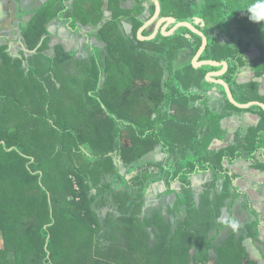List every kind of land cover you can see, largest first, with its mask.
Returning a JSON list of instances; mask_svg holds the SVG:
<instances>
[{"label":"trees","instance_id":"obj_1","mask_svg":"<svg viewBox=\"0 0 264 264\" xmlns=\"http://www.w3.org/2000/svg\"><path fill=\"white\" fill-rule=\"evenodd\" d=\"M66 1L49 0L34 10L28 24L20 19L17 29L25 53L21 48L20 55L11 56L8 46H0V235L4 233L6 244L0 249V264H206L211 250L222 252L219 264H238L231 252L244 251L245 238L258 239L262 224L256 205L235 185L241 175L231 170L241 160L264 172V162L255 158L258 153L264 156V110L235 107L223 86L205 80L207 73L221 67L192 66L202 38L188 28L139 40L138 19L146 3L150 2L151 16L156 10L151 0H136L129 13L136 22L125 19L135 25L133 35L113 16L96 35L103 47H94L91 56L78 57L62 45L54 48V56L45 54L43 37L54 18L72 30L95 27L103 19V0H73L70 9ZM159 2L161 17H174L177 23L202 19L204 26L199 23L197 28L208 38V46L200 60L228 63L219 79L230 86L238 103H264L258 83H238L242 67L250 65L246 53L251 49L258 52L251 63L253 77H264V28L249 22L241 11L260 0ZM146 31L143 35L150 36ZM223 36L229 39L223 42ZM194 88L217 89L229 105L223 104L217 113L215 99L194 93ZM96 111L98 122L83 125L96 118ZM245 114L259 117L256 136L248 142L250 127L240 125L230 139L222 122ZM240 137L249 146H239ZM216 142L226 146L212 149ZM157 146L169 155L163 162H156L155 155L147 158ZM116 159L124 173L114 164ZM151 165L158 171L141 172L136 184L129 182L127 175ZM208 171L213 175L210 189L197 203L190 193L177 197L167 218L182 228L164 236L169 226L162 225L160 205L147 208V190L175 180L188 189L193 175ZM121 191L125 198L114 200L117 214L110 212L104 219L101 211ZM142 207L145 220L132 227L135 238L128 247L121 245L118 238L130 213ZM223 209L230 219L218 223ZM119 214L121 220L112 217ZM243 214L242 226L236 215ZM224 228L230 231L224 236L229 243L214 246ZM186 246L195 249L194 257ZM8 250L16 253V260H5Z\"/></svg>","mask_w":264,"mask_h":264},{"label":"rangeland","instance_id":"obj_2","mask_svg":"<svg viewBox=\"0 0 264 264\" xmlns=\"http://www.w3.org/2000/svg\"><path fill=\"white\" fill-rule=\"evenodd\" d=\"M12 4H13V1H12ZM13 6H14V4H13ZM145 6L148 7V9L146 7V9H147L146 10L147 17H144L145 21H147L152 16L149 14L150 13V4L146 3ZM113 11H115V9ZM109 15L113 16L112 14H109ZM115 15H116L115 17H119L120 13L118 15L116 13ZM4 17H6V13L0 12V19H4ZM160 17H161V15H160ZM128 22L124 21V24L126 25V27H124V25H123V29L128 34L133 35L134 32H135V30L133 29V26H135V25L131 24L132 22L131 23H128ZM67 26H68V24H67ZM96 27H100V26H96ZM68 28H69V26H68ZM148 28H149V30H147L146 32L151 34L153 32V30L155 29V25H152V26H150ZM171 28H173V27L169 26L167 31H169ZM158 34H161V33L159 32ZM18 37H19V33H18L17 29H16V31L14 30V32H13V28L5 29V30L4 29L3 30L0 29V39H2V38L3 39L4 38H11L12 41H13V42H11L8 45H6L5 43L0 42V46H4V47L8 46V47H6V50H7V52L9 54H12V55H20L19 51H20L21 48L23 49V52L25 53V51L27 50V47H25L24 45H21V47L19 48V46H20L19 43L17 41L15 42V40H14V39H16ZM71 38L72 37H70V39ZM70 39L67 40V37L65 38V34H64L62 41H56V40L52 41L51 40L50 43H49L50 44V48L48 49V51L45 52V54H47V55L49 54L51 56H54L53 54H56L55 50H54V47L56 45H59V44L62 45L65 50L68 51L70 49V47L73 46L72 42H70ZM138 39H139V37H138ZM223 39L225 40L226 38L224 37ZM87 42H89V40H87L85 42L86 43L85 44L86 45L85 46L86 49H87ZM82 45H84L83 42H82ZM253 54H251L250 56L254 57ZM254 58H256V55H255ZM192 65H193V62H192ZM252 72L253 71L250 70V67L245 64V66L242 67L241 74L239 76L238 82H240V84H245V83L247 84L248 82H252L251 81L252 77H253ZM22 80H23V78H22ZM205 80H207V76H206ZM254 82L258 83V86H260V88L257 90L258 91L257 93L260 96H264V78L253 80V83ZM209 83H212V82H209ZM193 91H194V93H198V94L206 93V94H209L210 96L212 94L211 98L215 99V102L213 103L214 106L213 105L212 106L215 108L214 110H216L217 113H219V111H223L221 109L223 104L227 105L225 99L222 98V96L219 93V90H217V89H214L212 92H208V91L203 90V89L200 90L199 88H194ZM26 97H27V95L25 96V98ZM35 109H39L40 110V108H37V107ZM95 113H96V118H94V119L89 118L88 120L83 122V125L91 126L92 124H95L96 122H98L97 119H98V114L100 112L96 111ZM238 118H240V119H238ZM228 122L230 124L227 125L226 127L228 128V132L230 134H233V131L235 129H237L238 126H240V125L246 126V125L249 124L248 127H250V129H248L247 131H250L251 133L248 134V135L245 134L246 139H248V142H250L251 139H253L254 136H256V128H255V126H257L258 125L257 123H259L257 116H254V115L251 116V115L245 114L244 119H242V116L238 115L236 117L229 118ZM105 124L109 125L108 123H105ZM104 129H106V126L104 127ZM246 142L247 141H245L242 137H240V139L238 141V145L241 146V147H245V146L247 147V146H249L250 143L248 144ZM179 143H182V141H180ZM179 143H178V145H180ZM225 146H226V143L224 145H222V147H225ZM154 155L157 157V161L156 162H163L165 160V158H167L169 156L168 154H163L161 149H160V147H158V146L155 149L153 148V150L147 155V158L153 160V156ZM261 156L262 155L260 153H258L256 155V157H255L256 160L262 161L261 160ZM88 157H91V155H88ZM262 158L264 160V156H262ZM91 159L94 160V161L96 160L95 157L91 158ZM237 163H239V164H237V165L235 164L234 168H232L231 171H234L236 174L243 175L244 177L241 178L240 180L236 181V185L238 186V188L242 192H244V193L246 192L248 194V196L250 197L251 202H253V204L256 205V208L258 209L259 212L264 211V173H262L260 171H254V169L250 167L251 164L249 162L238 161ZM114 164H116V167L120 166V172L121 173L125 172L124 168L122 166V162H121L120 159H116ZM225 166H227V165L225 164ZM155 171H158L157 166L151 165V166H149L147 168H143V169L137 170L134 173L127 175V178H128L130 183L136 184V178L138 176L137 174H139L141 172H155ZM211 173H212L211 171H208L207 173H202V174H199V175H193L191 177V184L192 185L188 189L183 187V185H182V183L180 181L175 180V181H172L170 183H168L167 181L156 183V184H154L153 186H151L147 190L150 193L149 194V196H150L149 202L151 201V198H152L151 195L153 194L154 195V199L157 200V202L155 203L156 207L158 205L161 206L162 225L165 224V225L169 226V227H166L165 234H164V232L162 230H160L161 235L164 234V236H168L169 237L172 232L175 233V231L177 229H181L182 228L181 225L175 226L173 224L174 218L170 219V221L167 218L172 213V208H173V206L175 204V200L177 199L178 196L182 197L183 194L186 192V193H190L191 195H193V197H195L196 203L199 202L200 196H202L205 193V191H208L210 189V185L209 184L211 183L212 178H213V175ZM106 176H111V174H107L106 173ZM167 190H173V191H175V193H166ZM123 191L119 192V194L116 197L111 198L113 200V202L110 203V199H109V203H110V204H108L109 206L107 205L105 207V210L101 211V213H105V212L107 213V215L105 216L104 219H106L108 217V214L110 212L112 214L115 213L116 211L118 212V210H117L118 206L116 205L114 200L118 199L119 197L120 198H125V193ZM156 194H160V198H159V196L157 198ZM151 208H155V205H153ZM141 210L140 211L138 210L139 212L136 211L133 214L130 213L131 218L128 221H126V225H124V229L122 231L123 234H122L121 237L118 238V241L120 242L121 245H124V246L128 247V245L130 244L131 240L133 238H135V234L132 232V227L133 226H138L140 224L141 216H142ZM195 217H196V215H195ZM236 217H237V221L238 222L240 221L241 225L243 226L244 220L246 219L245 214L236 215ZM145 218H146V216L144 215L143 219L145 220ZM117 219H119V220L122 219L120 214H119V217ZM229 219H230L229 213L226 212V209H223V210H221L219 212L218 217H217L216 220H217L218 223H225ZM261 220L264 221V217ZM184 221H185V219H183V222ZM261 224H262V222H261ZM192 228H193V225L190 224L188 226V230L191 231ZM220 228H222V227H220ZM221 231H222V233H221L220 237H218L217 239H215L213 241L214 242L213 243L214 246L221 247L228 240L227 238H224L226 229L224 228ZM259 231H260V234H261L260 236H262V240L264 241V222L261 225V227L259 228ZM182 238H183V233H181V235H180V239H182ZM222 239H223V242H222ZM249 244H250V242H249ZM186 250L188 251V253L190 254L191 257H194L196 255L195 249L192 246H189V247L186 246ZM231 253H232L231 254L232 257L233 258L235 257L236 258V262H237L238 261L237 257H238V255H240V253H236V254L234 252H231ZM242 254H244V252ZM221 255H222V252H218L217 250H211L210 254H209L208 261H207L206 264H219L220 261L223 258V257H221ZM190 260L192 261V259H190ZM240 263H242L241 259H240ZM124 264H126V263H124Z\"/></svg>","mask_w":264,"mask_h":264},{"label":"crops","instance_id":"obj_3","mask_svg":"<svg viewBox=\"0 0 264 264\" xmlns=\"http://www.w3.org/2000/svg\"><path fill=\"white\" fill-rule=\"evenodd\" d=\"M12 1H13L14 6L12 4ZM12 1L11 0H0V12L6 13V17H4V19H0V27H1L0 29H2V30L4 29L5 30V29L13 28V32H14V30L16 31V29L19 26L20 19H21V21L24 22V24H28L29 20H31L32 16H34V10H37V8L43 6V4L47 3L49 0H12ZM148 3L150 4V2H148ZM136 4H137L136 0H103V7H102V9H103V19L100 21V24L96 25V26H100V27H96V26L95 27L94 26H82L81 25L79 30H71V29L68 28L67 23L65 21H63V20H61L59 18H54L46 26L47 34L43 37V41H47V47L49 49L50 48V44L49 43H50L51 40L52 41H54V40L62 41L63 40V36L65 34V38L67 37V40H69L70 37H72L70 39V42H72L73 46L70 47V49L68 51L76 53V55L78 57L91 56L92 55V49L94 47L95 48L103 47V44L96 37L98 31L101 28H103V26L105 24H107L109 21H111L112 17L116 16L115 15L116 13H117V15L120 13L119 18H121V23L124 25V27H126V25L124 24V21L129 20V21L136 22V18L131 16V14L129 15V13L131 12L132 9H134ZM66 5H67L68 8H72L73 5H74L73 0H67L66 1ZM114 9H115V11H113ZM147 9H148V7H147ZM21 10L24 11L23 15L20 14ZM109 14H112L113 16H110ZM144 17H147L146 12L141 16L142 20L138 19V26L139 25L143 26L151 18L150 17L147 21H145ZM122 18H124L123 21H122ZM125 19H127V20H125ZM128 23H131V22H128ZM17 30H19V29H17ZM147 30H149V28ZM18 33H19V37L14 39V40H15V42L17 41L19 44H21L20 31H18ZM152 33L150 35H152ZM224 37L226 38L225 40L223 39ZM228 39L229 38L227 36H223L222 37V41L223 42L227 41ZM87 40H89V42H87V49H86L85 48V46H86L85 42ZM0 42L5 43V44L7 42H9L8 44H10L13 41H12L11 38H4V39L2 38V39H0ZM82 42L84 43V45H82ZM57 46H61V45L59 44V45H56L55 47H57ZM257 53L258 52L255 49H251L248 53H246V56H247V58H248V60L250 62V65H248L250 67V70H252L251 69V63L253 61H255L254 57H255V55L256 56L258 55ZM251 54H253L254 57H251L250 56ZM10 55L11 56H15V55H12V54H10ZM240 74H241V71H240ZM240 74H239V76H240ZM254 77H252L251 81L256 80ZM262 78H264V77H262ZM238 80H239V78H238ZM238 83H240V82H238ZM211 96H212V94H211ZM248 115L253 116V114H248ZM244 116L242 117V119H244ZM254 116H256V115H254ZM234 117H236V116H234ZM231 118H233V117H231ZM228 119H225L222 122V126L227 131V134H228V136H230V139H231L233 137V135L235 134V132L238 130L239 126L237 127V129H235L233 131V134H230L228 132V128L226 127L227 125L230 124L228 122ZM238 119H240V118H238ZM258 122H259V117H258ZM224 144L225 143L216 142V143H213V145L211 147H212V149L219 150V149L223 148L222 145H224ZM261 160L262 161L259 160V162H264L262 156H261ZM239 161H241V160H239ZM237 162L238 161H236V163H235L236 165L239 164ZM241 162H245V161H241ZM248 162L250 164H252L251 161H248ZM235 164H234V166H235ZM234 166H233V168H234ZM262 173H264V172H262ZM110 177H113V176H110ZM243 177L244 176L241 175V178H243ZM238 180H240V178L235 180V185H236V181H238ZM110 194L111 195H115V194H112V193H110ZM156 195H157V198H158V196L160 198V194H156ZM111 202H113V200L110 198V203ZM156 202H157V200H155L154 197H152L151 201L147 205V208H151L153 205L156 206V204H155ZM103 210H105V208H103ZM145 211H146L145 207H142V210H141L142 216H141V218H143L144 215H147V211L146 212ZM116 212L113 213V214H117ZM257 212L260 213V217L262 219L264 217V211L259 212L258 209H257ZM106 215H107V213H106ZM112 217L115 218V219L118 218V217L116 218L113 215H112ZM261 222L263 224L264 221L261 220ZM228 233H230V231H228V230L225 231V235L228 234ZM3 234L4 233H2L0 235V249L1 250L2 249L3 250L6 249V244H5V241H4V235ZM239 234L240 233H238L235 236V238ZM259 235H261L260 231H259ZM227 239L228 240H227V242L224 243L223 247L227 246L225 244L229 243V238H227ZM239 240L240 239H237V240H235V242L237 243ZM262 241H263L262 240V236H259L258 239L254 240V241L249 239V238L243 239L241 241V247H242V249L244 251H235L234 252L235 254L236 253H240V255H238V257H237L238 258V264H250V262H254V263H257V264H264V259H263L264 257L262 256V254H264V241L263 242ZM249 242H250V244H249ZM17 244L18 243H16V246H17ZM16 246H14L13 248H15ZM226 252H227V249L225 250V253ZM243 252H244V254H242ZM228 253L229 252H227V254H225L226 257L229 255ZM4 258H5V260H8V261H14V260H16V253L14 251L8 250V251H6V253L4 255ZM240 259H241L242 263H240ZM221 264H223V263H221Z\"/></svg>","mask_w":264,"mask_h":264},{"label":"water","instance_id":"obj_4","mask_svg":"<svg viewBox=\"0 0 264 264\" xmlns=\"http://www.w3.org/2000/svg\"><path fill=\"white\" fill-rule=\"evenodd\" d=\"M155 4L156 10H155V14L154 16L139 30L138 32V36H139V40L142 41H151L153 40L156 35L158 34V29L159 26L163 23L166 22L167 24L161 28V34L163 36H170L173 34V32L178 29V28H188L191 32L199 35L202 38V45L200 47V49L198 50L197 54L195 55V57L193 58V67L194 68H200L203 66H210V67H214V68H218L221 67V69L219 71L216 72H209L207 73V80L208 82H212L213 84L216 85H221L223 86V88L225 89L227 98L229 100V102L234 105L235 107L242 109V110H246L249 109L251 107L254 106H258L260 108H262L264 110V103L259 102V101H252L249 102L247 104H240L238 103L232 93V90L230 88V86L222 79H219L220 77H222L228 70V63L225 61L222 62H218V61H213V60H200L202 54L205 52V50L207 49L208 46V39L206 37V35H204L203 32H201L197 26L199 23H201V26H204V23L202 22V19L200 18H196L194 23H190V22H182V23H177L175 25V27L173 29H171L170 31L166 32V28L168 23H176V19L172 18V17H168V18H160L159 21H157V25H156V30L155 32L148 37H145L142 35L143 30L148 27L151 23L155 22L161 13V4L159 2V0H152Z\"/></svg>","mask_w":264,"mask_h":264},{"label":"clouds","instance_id":"obj_5","mask_svg":"<svg viewBox=\"0 0 264 264\" xmlns=\"http://www.w3.org/2000/svg\"><path fill=\"white\" fill-rule=\"evenodd\" d=\"M241 11L247 14L249 22L261 25V27L264 28V0H260L259 5L253 4ZM233 226L235 227V225Z\"/></svg>","mask_w":264,"mask_h":264},{"label":"bare ground","instance_id":"obj_6","mask_svg":"<svg viewBox=\"0 0 264 264\" xmlns=\"http://www.w3.org/2000/svg\"><path fill=\"white\" fill-rule=\"evenodd\" d=\"M151 1H152V0H151ZM152 2H153V1H152ZM153 3H154V2H153ZM154 14H155V13H154ZM160 15H161V13H160ZM153 16H154V15H153ZM153 16H152V17H153ZM160 18H168V17H160V16H159V18H158L155 22L151 23L148 27H150V26H152V25H155V30H156L157 21H159ZM172 18H174V17H172ZM150 19H151V18H150ZM147 22H148V21H147ZM147 22H146V23H147ZM146 23H145V24H146ZM180 23H182V22H180ZM145 24H144V25H145ZM166 24H167L166 22H163V23L159 26L158 33H159V32L161 33V28L164 27ZM176 24H177V20H176V23H175V24H173V23H168L167 28H166V32H168L167 29L169 28V26L174 25V26H173V28H174ZM144 25H143V26H144ZM162 25H163V26H162ZM143 26H142V27H143ZM161 26H162V27H161ZM142 27H141V28H142ZM148 27H146V28L148 29ZM141 28H140V29H141ZM146 28H145L143 31L147 30ZM173 28H171V29H173ZM140 29H139V30H140ZM171 29H170V30H171ZM178 29H179V28H178ZM155 30L153 31V33L155 32ZM170 30H169V31H170ZM176 30H177V29H176ZM176 30H175V31H176ZM175 31H174V32H175ZM138 32H139V31H138ZM174 32H173V33H174ZM201 32H202V31H201ZM153 33H152V34H153ZM142 35H143V33H142ZM157 35H158V34H157ZM157 35H156V37H157ZM204 35H205V34H204ZM150 36H151V35H150ZM170 36H171V35H170ZM138 37H139V36H138ZM156 37H155V38H156ZM165 37H168V36H165ZM155 38H154V39H155ZM207 39H208V38H207ZM141 41H142V40H141Z\"/></svg>","mask_w":264,"mask_h":264},{"label":"flooded vegetation","instance_id":"obj_7","mask_svg":"<svg viewBox=\"0 0 264 264\" xmlns=\"http://www.w3.org/2000/svg\"><path fill=\"white\" fill-rule=\"evenodd\" d=\"M152 18V17H151Z\"/></svg>","mask_w":264,"mask_h":264}]
</instances>
